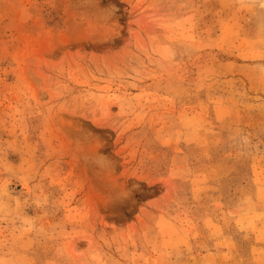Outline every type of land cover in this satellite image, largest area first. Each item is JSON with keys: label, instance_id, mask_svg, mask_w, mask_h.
I'll use <instances>...</instances> for the list:
<instances>
[{"label": "rangeland", "instance_id": "obj_1", "mask_svg": "<svg viewBox=\"0 0 264 264\" xmlns=\"http://www.w3.org/2000/svg\"><path fill=\"white\" fill-rule=\"evenodd\" d=\"M0 264H264V0H0Z\"/></svg>", "mask_w": 264, "mask_h": 264}]
</instances>
